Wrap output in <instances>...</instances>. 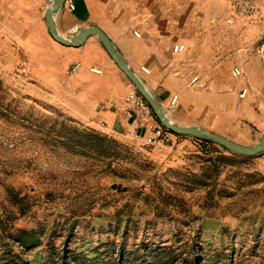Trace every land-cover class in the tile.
I'll return each instance as SVG.
<instances>
[{"label": "rangeland", "instance_id": "obj_1", "mask_svg": "<svg viewBox=\"0 0 264 264\" xmlns=\"http://www.w3.org/2000/svg\"><path fill=\"white\" fill-rule=\"evenodd\" d=\"M213 14L221 76L232 78L224 64L240 51L264 67V10L231 22L223 6ZM232 79L248 83L246 73ZM247 94L226 106L232 120L221 128L252 144L264 94ZM90 130L102 134L0 63V264H264V153L222 162L231 154L221 145L190 135L164 147L108 135L117 157L85 155L67 134ZM17 229L41 243L20 245Z\"/></svg>", "mask_w": 264, "mask_h": 264}, {"label": "crops", "instance_id": "obj_2", "mask_svg": "<svg viewBox=\"0 0 264 264\" xmlns=\"http://www.w3.org/2000/svg\"><path fill=\"white\" fill-rule=\"evenodd\" d=\"M45 1L0 0V63L8 70L24 71L26 77L80 122L107 135L146 142L138 133L137 124L123 110L128 78L96 35H89L78 46L54 39L44 18ZM225 1L74 0L75 9L64 5L55 15V24L64 35L70 34L74 26H98L173 121L197 125L248 144L231 137L221 127L231 123L226 109L236 96L239 101L238 93L243 87H248L249 98L258 92L264 94V67L245 62L249 57L240 51L224 66L232 67L231 70L240 67L243 74L231 77L241 78L246 73L248 83L239 84L227 73L221 76L219 32L213 13L219 16L222 6L227 13L229 3ZM208 9L210 14H206ZM178 44L184 48L176 52L173 47ZM75 62L81 63L80 69L68 74L66 70ZM141 66L150 72L144 73ZM93 67L101 72L92 71ZM204 84L211 88L203 89ZM174 95L177 101L172 105ZM155 124L163 128L155 143L157 147L175 145L186 136L170 132L158 119Z\"/></svg>", "mask_w": 264, "mask_h": 264}, {"label": "water", "instance_id": "obj_3", "mask_svg": "<svg viewBox=\"0 0 264 264\" xmlns=\"http://www.w3.org/2000/svg\"><path fill=\"white\" fill-rule=\"evenodd\" d=\"M64 1L65 0H52L51 4L44 11V18L48 23V29L51 36L62 44L78 46L82 44L89 35H96L110 57L114 60L128 80L133 83L138 92L145 98L156 118L165 128L177 134L190 135L198 139L212 141L239 155L253 156L264 151V132L261 133L259 140L256 143L242 144L206 128L197 125H182L173 121L170 118L168 111L148 89L141 76L131 68L114 42L98 26H83L75 34L64 35L58 31L55 24V15L64 6ZM138 133L143 136L144 128L139 129Z\"/></svg>", "mask_w": 264, "mask_h": 264}, {"label": "built area", "instance_id": "obj_4", "mask_svg": "<svg viewBox=\"0 0 264 264\" xmlns=\"http://www.w3.org/2000/svg\"><path fill=\"white\" fill-rule=\"evenodd\" d=\"M229 3V18L228 21L235 20L238 16H248V17H262V10H264V0H226ZM52 0H46L44 8L48 7L51 4ZM64 5L69 10L75 9L74 0H65ZM79 30L78 26L72 27L70 34H75ZM136 35L139 36L137 31H134ZM184 48L183 44H178L173 47L174 51H182ZM258 54L261 61L264 63V34L261 36L258 47ZM81 67L80 62L73 63L66 72L68 74L75 73ZM94 72H101L100 69L91 68ZM141 70L144 73H149V69L145 66H141ZM243 74V70L236 66L231 70V75L233 77H239ZM194 77L191 81H195ZM248 93V87H243L238 93L239 101L237 103L240 106L241 101L246 97ZM177 101V95H174L172 98V105ZM123 110L128 117L132 119L134 123L137 124L139 129L144 128L145 141L150 144H155L158 137L163 133V128L156 123L157 118L153 111L151 110L149 104L145 98L138 92L131 81H128V92L124 96ZM139 135V134H138Z\"/></svg>", "mask_w": 264, "mask_h": 264}, {"label": "trees", "instance_id": "obj_5", "mask_svg": "<svg viewBox=\"0 0 264 264\" xmlns=\"http://www.w3.org/2000/svg\"><path fill=\"white\" fill-rule=\"evenodd\" d=\"M171 132V131H170ZM67 139L72 141L76 145V149L81 153L87 155L91 154L94 156H104V157H117L119 155L118 146L120 145L114 138L108 136L104 133H99L95 130H90L87 132H71L67 134ZM199 142H203L201 146H205V144L212 143L216 144L212 141L205 139H198ZM222 147V146H221ZM224 150L228 151L231 155H220L216 158L218 161L222 162H231L233 156H245L233 153L226 148L222 147ZM214 162L216 160L210 159ZM196 176V175H195ZM197 177V176H196ZM200 184H208L207 180H202L199 182ZM120 185H116L119 188ZM0 233H4V229L0 227ZM14 241L18 242L20 245L35 247L39 243H41L40 238L37 236L35 230H25V229H17L14 233ZM64 258V255L63 257ZM120 259V257H119ZM65 260L63 259V262ZM61 262L62 264H64Z\"/></svg>", "mask_w": 264, "mask_h": 264}, {"label": "bare ground", "instance_id": "obj_6", "mask_svg": "<svg viewBox=\"0 0 264 264\" xmlns=\"http://www.w3.org/2000/svg\"><path fill=\"white\" fill-rule=\"evenodd\" d=\"M172 118V117H171Z\"/></svg>", "mask_w": 264, "mask_h": 264}]
</instances>
